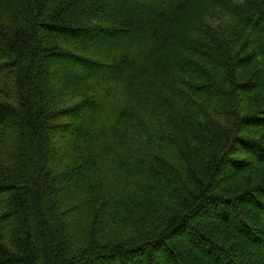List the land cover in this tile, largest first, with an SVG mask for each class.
Listing matches in <instances>:
<instances>
[{"label":"trees","instance_id":"1","mask_svg":"<svg viewBox=\"0 0 264 264\" xmlns=\"http://www.w3.org/2000/svg\"><path fill=\"white\" fill-rule=\"evenodd\" d=\"M127 1L0 0V264H264V0Z\"/></svg>","mask_w":264,"mask_h":264},{"label":"rangeland","instance_id":"2","mask_svg":"<svg viewBox=\"0 0 264 264\" xmlns=\"http://www.w3.org/2000/svg\"><path fill=\"white\" fill-rule=\"evenodd\" d=\"M80 2H81L80 4H81L82 7H86V0H80ZM91 3L93 5L92 11H97V12L105 11L108 8H114V9H116L117 12H122L125 9L127 11L129 10L130 13L131 12H140V11H144L147 8H149V5H150L149 3L144 2V1L138 2V3H136V2L133 3L132 1H127V2H125L126 4L124 6H121V5H117V6L110 5L109 6L108 5L109 3L107 4V2H105L103 4H100V0H91ZM216 20L219 23H222V22L224 23V20L221 19V18H219L218 16H217ZM263 26H264V24H263ZM74 37L82 38L80 35H74ZM95 37H96V41H98V42L102 41V37L100 35H97ZM119 45H121V47L124 50L129 49L131 47L130 44H129V42L126 39H122V41L120 42ZM84 53L90 54L87 51H84ZM49 67L50 68H49V71L48 72H49V74H51L53 81H55V80L58 79V75H56V72H60V74H61L60 76H64V77L65 76L72 75L73 74L74 67H76V63L74 61H72V60H65V59L58 60L57 59V60L52 61L51 62V65H49ZM83 69L84 70H88V71H93L89 67H83ZM76 73H78V72H76ZM53 81L52 82H50V81L48 82V87L49 88H53V87H56L57 86V84H55V82H53ZM257 83H261V81L259 80ZM1 85L2 84L0 83V91L2 92L4 90L2 89ZM65 85L68 86L67 82H64V86ZM77 102H79V101L76 100L75 103H77ZM96 110H98V106H93V107H91L89 109L90 113H93ZM80 114H81L80 112L74 113L73 115L68 116V118H65L66 119L65 121L68 122V123H70V122H78L79 124L82 125V123H83L82 120L88 119L89 117L86 118V117L83 116V118H82V117H80ZM89 121H92L93 122L94 119L90 116ZM67 131H68L67 129H64L63 132L61 133V135H55L51 139L52 142L54 143V145H57V147H56V151L57 152L59 151V150H57L59 144L62 145V147H66V145L70 143V141L67 140L70 137V136L67 135V133H68ZM261 133H264V128L261 130ZM14 145H15V139L11 138L3 147H0V162L5 161V155H6L7 150L8 151H11L14 148ZM153 145L155 146V143ZM159 146H160V149L161 148L162 149L164 148V149L169 150L168 146H166V145L160 144ZM240 152H243V149H241L238 146H235L234 147V153H235V155L240 156V154H239ZM234 172H236V170L234 168L233 169L230 168L227 171H224V173L222 174V176L220 177V179L221 178L222 179L223 178H226L229 174L234 173ZM78 180H80V177L75 176V177L71 178L68 181L69 183L68 182H67V184L66 183H61V184H58L57 187L60 188L63 191H66V190L68 191V187L71 188L72 185H75L78 182ZM132 194H134V195H133V197L131 199L130 204L128 205V208L137 209L139 207V205H140L138 203V199H139V196L140 195L136 194L135 192L132 193ZM67 196L69 197L68 194H67ZM136 198H138L137 199V202H135V199ZM65 205L69 206L70 203L69 204H65ZM253 208L254 207L251 206L250 207V210H252L254 212H257V210L255 208L254 209ZM216 211H217L216 206L211 207L210 212H209L211 214L210 215H206L205 214L204 215V218L205 217L208 218L210 216H214V214L216 213ZM92 221L90 219V221L88 222V224L92 223ZM231 222H232L231 223L232 224L231 226H233L234 225L233 224L234 221H231ZM77 236H79V235H77ZM113 236H114L113 237V240H114V238L117 239L115 241H121L122 239L125 240V239H132L133 238L131 236V233H129V231H123V230L118 231V233H115ZM184 239H185V242L183 243V245L186 247L187 250H190L191 247H192V245L189 242V236L186 234ZM242 240H243V244H242L241 247H242V249H245L247 247V245H248V242H246L248 240V237H245L244 236ZM244 252L247 254V251H244ZM156 255L159 257V261L162 264H170V262L167 260V258H162V256H160L161 255L160 253H158ZM199 255L202 256V257L207 258L208 260H210V261H212V262H214L216 264H223L224 263L223 260H221V258L217 257L213 253H206V252H203L202 251V252H200ZM109 264H111V262ZM141 264H147V263L145 262V260H143L141 262Z\"/></svg>","mask_w":264,"mask_h":264}]
</instances>
